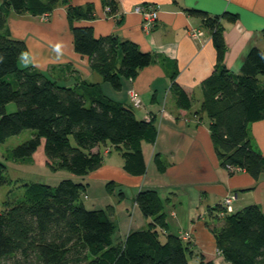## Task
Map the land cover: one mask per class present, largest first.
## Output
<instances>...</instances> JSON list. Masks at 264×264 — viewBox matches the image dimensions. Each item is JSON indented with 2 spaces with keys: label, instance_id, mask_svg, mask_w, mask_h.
I'll use <instances>...</instances> for the list:
<instances>
[{
  "label": "trees",
  "instance_id": "16d2710c",
  "mask_svg": "<svg viewBox=\"0 0 264 264\" xmlns=\"http://www.w3.org/2000/svg\"><path fill=\"white\" fill-rule=\"evenodd\" d=\"M102 1L110 14L117 10V0ZM59 2L66 5L75 51L87 56L91 69L113 88L120 89L124 77L136 76L157 57L130 39L115 34L96 36L93 26L75 24L94 17L92 3L0 0V143L26 128L33 129V135L11 149L10 155L26 159L44 138L48 163L80 176L78 180L63 178L55 185L25 182L21 197L3 201L0 264H192L189 256L198 264H218L196 250L190 238L168 230L166 199L155 188L140 189L135 195L137 206L149 218L148 225L129 230L123 239L116 236L118 225L106 208L86 207L82 194L87 183L82 177L103 163V154L93 148L110 145L109 149L121 153L127 173L142 175L147 171L143 143L155 142L158 129L152 118L138 117L132 104L105 94L100 83H66L69 64L53 65L48 71L19 65L27 45L11 34L8 15L49 14ZM187 11L211 27L218 60L201 82L202 99L194 113L198 119H209L220 164L230 173L245 170L258 179L264 173V155L251 138L250 124L264 119V49L252 47L241 70L233 73L222 63L225 42L220 17L232 21L237 15L210 16L197 8ZM172 89L177 106L191 108L193 98L178 82L172 83ZM11 101L17 109L7 112ZM154 161L160 172L166 171L168 164L160 153ZM5 167L0 160V183ZM106 186L113 192L116 182L110 180ZM214 208L219 210V222L208 226L225 260L264 264V209L258 203L232 211L220 204Z\"/></svg>",
  "mask_w": 264,
  "mask_h": 264
},
{
  "label": "crops",
  "instance_id": "0c3cea01",
  "mask_svg": "<svg viewBox=\"0 0 264 264\" xmlns=\"http://www.w3.org/2000/svg\"><path fill=\"white\" fill-rule=\"evenodd\" d=\"M70 1L79 6L88 3L94 6L93 18L82 19L75 24L93 26L96 36L115 34L120 39H130L141 50L157 56L136 76L124 77L120 89L111 90L108 82L91 69L88 57L75 51L65 4L59 2L47 16L24 13L16 14L18 16L14 21L8 19L11 34L26 42L27 52L23 55L29 57L27 64L43 71H48L53 65L69 64L67 69L71 72L68 75L74 80L69 81L70 85L82 80L97 82L111 98L132 105L129 91L134 89L142 101L139 106L133 105L136 115L144 119L152 118L157 126L155 142L143 143L147 163V172L143 177L127 173L121 153L113 154L112 149L106 150L110 145L100 144L93 151L103 154V163L82 177L87 183L86 190L98 180L101 183L113 180L116 186L131 187L134 204L140 189L165 191L168 230L189 234L196 250L218 264H230L217 249L214 234L208 226L215 218L206 220L201 215L207 211L215 217L219 210L214 206L222 205L229 195L234 196L235 210L248 202L258 203L264 209V173L258 179L245 170L230 173L220 164L215 152L209 119L206 116L198 119L194 113L202 99L201 82L214 70L218 60L211 27L204 23L202 17L190 14L187 9H201L210 16H222L224 12L237 15L232 21L220 17V22L225 42L222 63L233 73H238L252 47L264 49V0H117V10L111 14L102 0ZM146 3L153 4L159 14L149 30L144 28L141 15L134 11L135 6ZM192 30H201L202 34L194 36ZM174 81L193 98L191 108L177 106L172 89ZM250 135L264 155V119L250 124ZM156 153H160L168 164L164 172L157 169L154 161ZM123 195L126 197L125 193ZM183 196H186L191 208L199 211L198 219H191V215L187 220H181L174 201L179 200L183 204ZM135 214L136 210L122 239L129 230L148 225V217ZM109 215L115 220L112 214ZM169 216L177 222H170Z\"/></svg>",
  "mask_w": 264,
  "mask_h": 264
},
{
  "label": "rangeland",
  "instance_id": "374dc122",
  "mask_svg": "<svg viewBox=\"0 0 264 264\" xmlns=\"http://www.w3.org/2000/svg\"><path fill=\"white\" fill-rule=\"evenodd\" d=\"M16 14L17 13L15 12H11L8 15L9 21L11 19L12 21H14V18H17L18 16ZM28 58L29 57H25V55L21 56L19 59V65L22 67L29 65L27 64ZM71 80L74 81L70 78L68 81H66V83ZM60 83L63 84L64 81L60 80ZM107 84L109 88L113 90L112 85L110 83ZM16 109L17 105L14 101H11L6 105L7 112H12ZM32 135L33 129L26 128L18 134L7 137L4 142L0 143V160L3 161L6 165L4 170L5 179L3 182L0 183V207L3 204V201L5 200H14L21 197L24 193L23 184L25 182L40 181L55 185L63 178L69 177L74 180H78L80 177L79 175L73 174L65 168L55 169L50 165L51 163H48V157L45 153L44 147V138H42L41 143L30 157L22 159L15 158L13 155H10L11 149H13L15 146L22 143L26 139L30 138ZM106 150L109 151L110 149L107 148ZM112 153L120 154L119 151L114 148L112 149ZM143 175L144 174L136 176L143 177ZM107 182L101 183L99 180L97 183L93 182L90 186V189H87L85 192H83L82 200L88 208H106L117 221L116 223L118 224V229L116 232V236L121 238V236H124V234L128 230V225L129 222L133 219L134 211L136 210L135 216H137V214L139 213L142 216L144 215L140 211V209L136 207V204H134V200L132 199L133 193L131 192V187L129 185L119 184L115 186L113 192H110L106 186ZM121 192L123 194L125 193L126 197H124V195L122 196ZM159 193L160 196L165 199V191L162 192L161 190H159ZM174 202L176 204V209L179 211V216L181 220H187L191 215V219H198V217H200L199 211L196 212V208L190 207L187 202L186 196H183V204H181L179 200ZM201 218L206 220H211V218H215L214 222H219L218 219H216V216L212 217L207 211L206 213H203L201 215ZM169 220L170 222H177L175 218H171L170 216ZM188 223H190V221H188ZM181 235H183V238H189V235L186 233ZM189 258L192 264H198L197 259L192 260V257L190 256Z\"/></svg>",
  "mask_w": 264,
  "mask_h": 264
},
{
  "label": "built area",
  "instance_id": "2783aa9c",
  "mask_svg": "<svg viewBox=\"0 0 264 264\" xmlns=\"http://www.w3.org/2000/svg\"><path fill=\"white\" fill-rule=\"evenodd\" d=\"M134 11L141 15L143 26L145 29H148V30L154 26V24L156 23V21L158 19V15H159L158 10L151 3L137 5V6H135ZM43 15L47 16L48 14H43ZM191 33H192V35L196 36V35L202 34V31L201 30H192ZM129 94H130L133 105L139 106L142 102L139 93L136 92L134 89H131L129 91ZM146 119H150V117H146ZM233 200H234L233 195H229V196L224 198L222 205L226 211H232L234 209L233 208Z\"/></svg>",
  "mask_w": 264,
  "mask_h": 264
}]
</instances>
